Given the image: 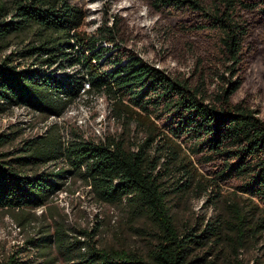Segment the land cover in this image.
Listing matches in <instances>:
<instances>
[{"label": "trees", "instance_id": "1", "mask_svg": "<svg viewBox=\"0 0 264 264\" xmlns=\"http://www.w3.org/2000/svg\"><path fill=\"white\" fill-rule=\"evenodd\" d=\"M145 1L169 40L196 57L189 74L127 47L125 16H108L90 34L80 31L86 14L71 0H0V115L19 107L43 122L61 117L88 83L87 93L108 97L123 124L105 139L77 134L67 142L53 125L9 150L1 149L22 128L0 132V209L47 206L79 178L101 202L122 206L147 239L136 248L101 246L88 230L81 240L59 227L28 241L43 255L55 245L67 264H206L199 251L209 243L242 246L256 229L234 205L233 220L218 213L193 226L186 220L181 231V205L192 192L210 202L226 186L264 206V119L246 99L234 100L264 58V0Z\"/></svg>", "mask_w": 264, "mask_h": 264}, {"label": "rangeland", "instance_id": "2", "mask_svg": "<svg viewBox=\"0 0 264 264\" xmlns=\"http://www.w3.org/2000/svg\"><path fill=\"white\" fill-rule=\"evenodd\" d=\"M71 1L86 14L80 31L93 34L100 26H104L108 16H125L131 22L133 32L127 47L135 48L146 60L159 64L169 72L189 74L192 70L196 57L182 54L181 46L169 40V36H166L167 24L145 0H100L98 3L88 0ZM11 49L16 48L11 47L5 54L11 52ZM243 99L259 110L264 119L263 57L252 63L234 96L235 101ZM112 104L104 94L84 93L68 107L63 116H53L45 122L37 113L16 107L0 115V132L22 128L23 133L1 150L16 147L21 139L37 132L43 133L53 125L59 126L65 142L77 134L86 139L101 140L108 134L121 133L123 124L113 115ZM234 205L240 207L247 221L251 222L249 226L256 231L249 234L247 232L242 246L233 247L226 241L222 250H219L214 243H209L199 251V255H204L206 264H264V228H257L264 218V206L256 199L234 192L231 187L224 186L220 196H215L210 202L206 201V195L199 197L197 191H193L187 203L181 205L179 227L184 231L186 220L190 221L188 226H193L199 224L204 217L209 218L218 213L233 220ZM59 227L81 240L87 239L81 231L88 230L101 246L136 248L144 246L147 241L145 235L132 229L122 206L101 202L81 179L70 177L64 189L47 206L20 212L0 209V264H9L12 258L22 260V264H67L55 245L51 248L50 255H43L28 243L33 237L46 232L56 234ZM226 233L234 236L230 229ZM205 252L208 253L205 255ZM48 256L54 259L49 261L51 257Z\"/></svg>", "mask_w": 264, "mask_h": 264}, {"label": "bare ground", "instance_id": "3", "mask_svg": "<svg viewBox=\"0 0 264 264\" xmlns=\"http://www.w3.org/2000/svg\"><path fill=\"white\" fill-rule=\"evenodd\" d=\"M88 1L91 2V3H98L100 0H88ZM91 8H92V7H91ZM144 12H146V11H144ZM144 12H143V15H145ZM157 66L160 67L159 64H158ZM69 70H70L71 72H73L72 68H69ZM88 88H89V84L87 83V84L85 85L84 89L82 90V92H83V93H87Z\"/></svg>", "mask_w": 264, "mask_h": 264}]
</instances>
